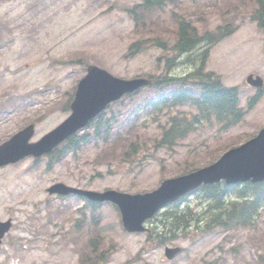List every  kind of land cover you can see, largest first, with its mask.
<instances>
[{
  "label": "rangeland",
  "instance_id": "rangeland-1",
  "mask_svg": "<svg viewBox=\"0 0 264 264\" xmlns=\"http://www.w3.org/2000/svg\"><path fill=\"white\" fill-rule=\"evenodd\" d=\"M136 3L139 0H0V142L29 123L35 127L31 141L59 124L69 114L66 104L86 72L85 65L93 63L122 78L163 75L168 70L166 59L174 54L180 20L195 25L200 34L238 24V33L210 49L204 70L219 75L225 85L237 86L240 106L247 109L255 93L243 83L247 73L264 78V33L255 36L247 28L252 27L249 14L258 11L255 0H165L159 8L136 9L137 17L129 11ZM244 30L248 37L241 39ZM185 54L174 60L169 74L181 76L190 70L191 63H182L189 56ZM155 95L153 89L143 88L132 100L126 97L112 104L104 120L131 101L144 105ZM193 112L184 105L159 114L140 113L132 138L138 136L139 146L147 149L129 161L120 158V150L133 139H125L121 123L106 135L102 132L97 141L91 136L95 126L78 131L76 140L84 133H90L91 140L78 149L60 145L53 155L59 159L52 163L50 157H29L1 167L0 219L10 217L13 224L0 249V264H79V255L91 252L89 239L95 233L99 235L94 244L105 251L96 264H264V184L225 187L220 182L218 196L197 189L146 222L151 238L146 233H125L118 210L99 204L94 209L100 212L99 223L93 222L92 230H87L86 221L75 228L85 236L83 249L76 247V241L70 243L73 234L65 230L79 217L78 209L87 210L88 205L46 192L60 181L94 190L142 192L185 167L206 165L224 147L237 146L264 127V92L242 121L227 129L220 130L212 118L195 124L171 148L154 146L170 117L187 113L190 119ZM217 149L219 153L214 152ZM164 210H191L199 221L187 229H170ZM215 219L226 220V226L208 227ZM173 245H179L181 252L167 261L164 248Z\"/></svg>",
  "mask_w": 264,
  "mask_h": 264
},
{
  "label": "water",
  "instance_id": "water-1",
  "mask_svg": "<svg viewBox=\"0 0 264 264\" xmlns=\"http://www.w3.org/2000/svg\"><path fill=\"white\" fill-rule=\"evenodd\" d=\"M247 80L255 86L262 84L259 77L252 80V76H249ZM149 82L150 80L141 78L130 80L116 78L104 69L89 65L87 73L77 84L74 99L70 104L71 114L36 142H28L33 133L32 125L14 134L0 145V166L15 162L29 154L37 156L50 151L69 134L83 127L107 103ZM221 178H225L227 182L249 178L253 181L264 179V129L257 137L227 151L214 164L186 175L166 179L157 189L148 193L131 195L115 190L86 191L67 187L63 183L53 184L48 191L62 194L75 192L92 200H110L118 205L125 229L139 231L144 229L142 222L165 202L176 199L201 183H213ZM9 226V221L0 223V238ZM177 251L178 248H167L166 255L172 258Z\"/></svg>",
  "mask_w": 264,
  "mask_h": 264
},
{
  "label": "trees",
  "instance_id": "trees-1",
  "mask_svg": "<svg viewBox=\"0 0 264 264\" xmlns=\"http://www.w3.org/2000/svg\"><path fill=\"white\" fill-rule=\"evenodd\" d=\"M163 1L164 0H140L132 10L138 8L140 12L148 11L151 8L160 6ZM231 32L232 28L226 26L217 27L214 31H206L200 34L196 26L192 23L184 20L178 21L176 42L172 46V50H174L176 54L166 59L164 66H166L168 70L149 86L151 89L156 88L157 91L170 88H175L178 91L175 93L172 91L170 96H166L168 99L163 98L159 104L135 105L131 101L127 104L129 105L128 107H123L117 115L110 117L107 121L104 120L102 114L98 115L97 120H92L91 122V125L95 126L93 135H91L94 137L93 139L99 140L102 132L106 135L109 133L112 126L122 123L121 128L128 134H126L125 139H133L128 145L123 144L120 150V158L126 161L134 156L137 151L147 149L146 146H139L137 140L138 136L132 138V133L134 132L132 128L135 121L139 118L140 113H148L149 107L162 110L169 106H181L186 103L197 109V114H192V117L188 120L186 114H183L182 117H179V114L170 117L169 121H167L165 126L161 129V136L154 141V146L171 148L177 139L185 137L189 131L194 129L193 125L196 122H202V120L210 122L213 118L221 124L222 129L238 122L242 116V109L238 105L237 88L224 86L219 75L204 70L210 49ZM162 44H164V42H162L161 45ZM196 48L199 50L196 51ZM185 53L189 54V56H187L186 61L182 63H191L189 73L186 76L169 74L175 67L176 62L174 63V60ZM149 77L153 79L152 76ZM187 79L189 81H186ZM163 85L167 87L163 88ZM190 86L196 89L187 91L185 87L188 88ZM196 93H198V95H196ZM129 98V100H132L131 97ZM227 116H230V119H227ZM125 120L127 123L123 126ZM89 136L90 133H84L79 137V140H76L75 136H72L67 140L68 146L78 149L81 144L91 140ZM125 142L126 141H123V143ZM214 152L218 153L219 149ZM217 186L218 185H203L200 188L203 189L207 195L215 194L217 196ZM177 216L182 219L177 220ZM170 217L176 220L173 224H177V222L180 223V220H182L183 224L185 223L186 226L189 225L187 223L189 220L195 219V216H193L191 212H183L182 214L173 212Z\"/></svg>",
  "mask_w": 264,
  "mask_h": 264
}]
</instances>
